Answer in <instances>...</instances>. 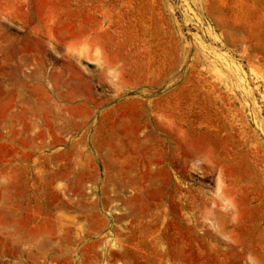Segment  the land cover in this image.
I'll return each mask as SVG.
<instances>
[{"label": "rangeland", "instance_id": "obj_1", "mask_svg": "<svg viewBox=\"0 0 264 264\" xmlns=\"http://www.w3.org/2000/svg\"><path fill=\"white\" fill-rule=\"evenodd\" d=\"M0 85V264H264V0H0Z\"/></svg>", "mask_w": 264, "mask_h": 264}, {"label": "bare ground", "instance_id": "obj_2", "mask_svg": "<svg viewBox=\"0 0 264 264\" xmlns=\"http://www.w3.org/2000/svg\"><path fill=\"white\" fill-rule=\"evenodd\" d=\"M1 86V85H0ZM4 96V95H3ZM135 122V121H134ZM132 124L134 125V123L132 122ZM132 124H126V123H124V124H122V126H121V130L122 131H124V130H128L129 128H130V126L132 125ZM136 124V123H135ZM223 192H224V190H222ZM224 194V193H223ZM223 207V206H222ZM225 207V206H224ZM240 218V217H239Z\"/></svg>", "mask_w": 264, "mask_h": 264}]
</instances>
